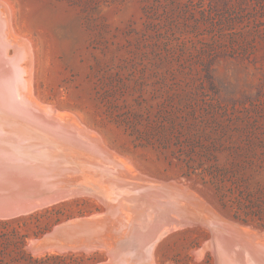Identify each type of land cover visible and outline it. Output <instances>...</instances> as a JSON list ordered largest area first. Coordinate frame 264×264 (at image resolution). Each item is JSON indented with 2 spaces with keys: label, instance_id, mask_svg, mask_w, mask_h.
<instances>
[{
  "label": "rangeland",
  "instance_id": "1",
  "mask_svg": "<svg viewBox=\"0 0 264 264\" xmlns=\"http://www.w3.org/2000/svg\"><path fill=\"white\" fill-rule=\"evenodd\" d=\"M0 11L27 42L36 98L83 121L125 171L186 186L264 235V0H0ZM83 168L63 183L91 196L0 219V264H115L104 248L34 249L56 226L102 212ZM209 236L197 223L176 228L154 263L215 264L199 253Z\"/></svg>",
  "mask_w": 264,
  "mask_h": 264
},
{
  "label": "bare ground",
  "instance_id": "2",
  "mask_svg": "<svg viewBox=\"0 0 264 264\" xmlns=\"http://www.w3.org/2000/svg\"><path fill=\"white\" fill-rule=\"evenodd\" d=\"M8 16L0 11V162L4 161V164H10L11 167L13 164L19 166L32 160L36 164H43L46 159L39 158L35 150L52 146L56 153L63 155L65 166L76 173L72 178L79 176L78 168L83 166V169H87V177L98 183L97 186L93 184L98 189H90L89 184L86 186L93 196L100 199L104 207L101 213L70 220L72 225L77 226L74 233L78 238L73 244L67 242L68 240H60L59 245L46 246L47 249L34 246L36 252H86L104 248L103 252L109 253L107 259L115 264H155L152 252L163 235L184 225L197 223L206 226L210 232L199 253L204 249L209 250L215 257V264H264L262 233L224 219L186 186L174 182L157 183L153 179L150 182L149 179L144 180L146 175L143 177L138 171L136 174L134 169L128 170H133L134 173H128L122 159L107 148L96 134L88 135L89 131L80 124L83 121L78 123L71 115L66 117L64 113L61 114V110L59 114L55 108L36 98L32 92L31 53L26 41L11 34V25L8 24L11 20L8 22ZM48 156L51 157L50 152ZM47 162L50 163L51 158ZM65 166L55 175L50 171L51 176L46 173L35 176L44 183L56 185L55 178L67 170ZM16 180L18 179L0 173V198H12L26 190L22 186L17 187ZM71 181L73 182L72 179ZM77 181L79 180L75 182ZM72 184L66 186L69 189L61 197L0 214V219L24 215L75 194L89 193L88 189L84 191L82 185ZM82 184H86V181ZM104 215L106 217L100 219ZM149 224L156 225L159 230L154 232L155 236L149 235L146 240L143 236L140 238L139 235H144ZM39 240L40 243L48 242L44 237Z\"/></svg>",
  "mask_w": 264,
  "mask_h": 264
},
{
  "label": "water",
  "instance_id": "3",
  "mask_svg": "<svg viewBox=\"0 0 264 264\" xmlns=\"http://www.w3.org/2000/svg\"><path fill=\"white\" fill-rule=\"evenodd\" d=\"M88 135L90 136V134ZM35 152H38L37 156L39 158L46 159V162H44L43 164H36V162L32 160V162L19 164V166H17V164H13L12 167L10 166V164H4V161L0 162V173H2L3 176L6 174L11 176L12 178L18 179L16 180L18 184L17 187L22 186L26 189L21 194L16 195L15 197L0 198V214L10 213L20 208L25 209L35 205L36 202L42 203L48 200H52L53 198L61 197L65 195L66 190L69 189L66 186H69L71 184H64L62 179L65 177L66 172H72V170H70L69 167L65 166L66 162L62 157L63 155L60 156L59 153H56L55 149L49 145L39 148V150L36 149ZM48 152H50L51 157L48 156ZM50 158L51 162L48 163L47 160ZM64 166L67 170L63 171L64 176H62L63 174L60 176H56V185L55 183H52L51 185L47 182L44 183L35 176L39 175L40 173L43 175L44 173L50 175V171L55 175V173L57 174L59 170H61V168H63ZM43 168H45L46 170ZM19 179L22 180L19 181ZM105 217L106 215H104L101 219H104ZM152 226L150 224L147 226L145 240L149 237V235L152 236L154 232H157L156 230H159V227H156V225H154L153 227ZM75 227L77 226L72 225L70 222L59 225L45 237L44 240L48 242L40 243L41 240H39L35 242V246H37L38 248H44L46 246H57L59 245L60 240H68L67 242L73 244V242H76L78 238V236L74 233L77 229ZM47 239H50L51 243Z\"/></svg>",
  "mask_w": 264,
  "mask_h": 264
}]
</instances>
